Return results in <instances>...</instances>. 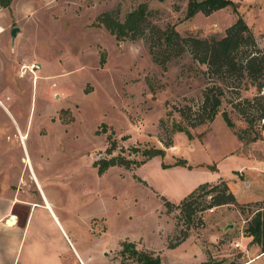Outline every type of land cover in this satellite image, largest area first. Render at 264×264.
Segmentation results:
<instances>
[{"label":"rangeland","instance_id":"374dc122","mask_svg":"<svg viewBox=\"0 0 264 264\" xmlns=\"http://www.w3.org/2000/svg\"><path fill=\"white\" fill-rule=\"evenodd\" d=\"M142 3L152 23L183 36L221 38L242 17L264 47V0L190 18L188 0L0 1V211L25 201L48 207L37 205L30 219L23 258L35 226L52 247L61 224L68 250L83 244L90 264H139L121 255L124 242L164 264H264L262 246L245 232L264 201V120L248 128L233 106L257 90L239 94L232 80L215 119L191 127L181 111L195 112L212 85L206 66L188 52L163 66L146 36L118 39L98 23L106 11L123 21ZM152 148L165 154L148 159ZM119 156L129 168L99 173L103 160ZM201 184L228 185L237 203L213 205L216 191L207 188L185 217L182 204Z\"/></svg>","mask_w":264,"mask_h":264},{"label":"trees","instance_id":"16d2710c","mask_svg":"<svg viewBox=\"0 0 264 264\" xmlns=\"http://www.w3.org/2000/svg\"><path fill=\"white\" fill-rule=\"evenodd\" d=\"M0 1L4 2L5 5H9L12 0ZM233 4L234 0H188L187 18L194 16L198 12L210 15ZM148 14H150L148 5L142 3L134 10L128 12L123 21L117 18L116 12L106 11L99 15L98 23L99 25H104L118 39L128 36L132 39L146 36L150 43V51L154 60L163 66H166L174 56H181L186 52L191 53L195 60L206 66L204 73L209 78L214 79L212 85L210 83L207 84L203 91V100L195 112H191V107L188 108V111H181V115L189 120L191 127H196L215 119L220 112L226 89L231 88L229 84L232 80L239 83L229 90H235L239 94L241 89L249 90L251 87H255L257 90V94L254 97H246L242 101L233 102V106L248 122V128L253 127L256 121L264 120V47L259 45L255 34L242 17H239L227 29L223 37L200 38L193 35L183 36L173 26L162 29L149 20ZM242 104L243 106L247 104V107H243ZM249 109L250 111H248ZM223 117L229 127L236 128L227 111L223 112ZM175 130L188 132L189 128L180 126L176 127ZM247 130L246 128L239 132V136L242 137L243 134L247 133ZM165 145L167 147L171 146L172 141L165 142ZM164 154L165 151L163 149L152 148L145 150V155L148 159L159 155L163 156ZM98 161H101V159ZM144 162L146 161L142 163ZM102 163L104 164L99 167L100 174L113 165L130 167L129 161H126L122 156L103 160ZM95 165L98 164L95 163ZM176 165L185 166L187 161L179 160ZM188 167L192 168L191 165ZM207 188L209 189L205 191ZM214 189L216 194L211 196L213 205L237 203V199L228 185L225 186V190L218 191L219 187L217 186L201 184L186 197L182 204L181 211L185 217L191 216L198 208L196 207L198 205V197L203 191H205V194H210ZM165 204L169 208L173 206L170 201H165ZM256 204L259 207L249 220L245 232L252 237L254 243L262 246V252H264V201ZM187 236L188 233L185 232L178 243H171L170 246L175 247L184 241ZM121 255L129 256L139 264H164L161 256L141 251L131 242L123 243Z\"/></svg>","mask_w":264,"mask_h":264},{"label":"crops","instance_id":"0c3cea01","mask_svg":"<svg viewBox=\"0 0 264 264\" xmlns=\"http://www.w3.org/2000/svg\"><path fill=\"white\" fill-rule=\"evenodd\" d=\"M37 205L43 206L45 210L48 209L44 203L25 201L19 203L15 211L14 208L9 212L4 209V211H0V264H77V259L80 264H90L86 254L87 249L83 244H80L81 249L72 244L74 254L71 250H68L66 239L68 234L63 229L61 230L63 227H61L59 221L60 227L57 224L54 226L60 238L59 244L51 245L52 247H50L48 239L41 240L40 234L42 233L40 231L37 232V226H35L31 235V246L27 250L26 258L22 257V253L25 250L24 245L22 247V243L31 232L32 223L30 219H33ZM53 217L57 219L55 213ZM18 233H21L19 241Z\"/></svg>","mask_w":264,"mask_h":264},{"label":"water","instance_id":"95a60500","mask_svg":"<svg viewBox=\"0 0 264 264\" xmlns=\"http://www.w3.org/2000/svg\"><path fill=\"white\" fill-rule=\"evenodd\" d=\"M18 30H19V28H18V27H15V28L13 29V35H15V34L17 33Z\"/></svg>","mask_w":264,"mask_h":264},{"label":"built area","instance_id":"2783aa9c","mask_svg":"<svg viewBox=\"0 0 264 264\" xmlns=\"http://www.w3.org/2000/svg\"><path fill=\"white\" fill-rule=\"evenodd\" d=\"M33 68L40 69V65H38V64H37V65L33 64V65H32V69H33Z\"/></svg>","mask_w":264,"mask_h":264},{"label":"bare ground","instance_id":"6f19581e","mask_svg":"<svg viewBox=\"0 0 264 264\" xmlns=\"http://www.w3.org/2000/svg\"><path fill=\"white\" fill-rule=\"evenodd\" d=\"M14 220V219H13Z\"/></svg>","mask_w":264,"mask_h":264}]
</instances>
